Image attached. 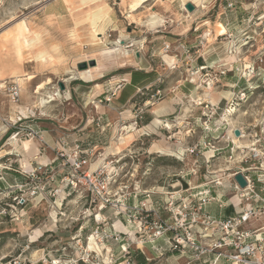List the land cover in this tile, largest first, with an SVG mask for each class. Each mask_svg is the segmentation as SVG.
<instances>
[{
	"label": "rangeland",
	"instance_id": "374dc122",
	"mask_svg": "<svg viewBox=\"0 0 264 264\" xmlns=\"http://www.w3.org/2000/svg\"><path fill=\"white\" fill-rule=\"evenodd\" d=\"M0 81V264H212L206 208L264 199V0H0Z\"/></svg>",
	"mask_w": 264,
	"mask_h": 264
},
{
	"label": "built area",
	"instance_id": "2783aa9c",
	"mask_svg": "<svg viewBox=\"0 0 264 264\" xmlns=\"http://www.w3.org/2000/svg\"><path fill=\"white\" fill-rule=\"evenodd\" d=\"M11 97L12 101L16 102L20 97L19 90L13 89ZM113 97H115V92L111 97H105V101L110 103ZM262 157H264V153L256 154V158ZM241 173L248 183V186L244 190L252 189L253 183L250 177L244 172ZM237 174L239 172L235 173L233 177ZM89 178L92 183L93 178ZM219 185L222 186V184ZM231 188L236 192L242 191V188L237 183H234ZM251 192L253 193V190ZM255 196L256 205L254 207L242 208L234 217L217 219L208 214L202 216L206 221L207 227L188 238V243L191 245L192 250L197 253L199 259L204 257L211 258L212 264H220L223 260L230 264H264V232H261L264 229H257L255 231L244 230L245 226L252 219L264 213V199L260 198L259 195ZM257 203H260V206ZM207 204L208 200L203 199L199 210H203ZM220 207H222L221 203ZM236 207L238 208L237 205H234V208ZM204 240H208L212 244L206 246ZM251 240L254 241L252 242ZM259 253L261 254L260 257H258ZM189 264L193 263L189 262Z\"/></svg>",
	"mask_w": 264,
	"mask_h": 264
},
{
	"label": "bare ground",
	"instance_id": "6f19581e",
	"mask_svg": "<svg viewBox=\"0 0 264 264\" xmlns=\"http://www.w3.org/2000/svg\"><path fill=\"white\" fill-rule=\"evenodd\" d=\"M99 0H81V2L84 4V5H87V4H90L91 2H94V3H97ZM145 2V1H144ZM135 6V5H134ZM96 8V7H95ZM97 9V8H96ZM106 9H105V7H102V8H98L96 11H94L93 13H91V14H89L88 15V19L90 20L89 22H91V26H92V33H93V37L94 38H98V36L101 34L100 33V31H101V27H100V22L102 21V19H103V17H104V15H105V11ZM22 24V23H21ZM24 24V23H23ZM22 24V25H23ZM25 25V24H24ZM24 27V26H23ZM223 31H225V29L223 30ZM26 30L24 29V28H18V30H16V31H14L13 33H11L10 34V36H9V39H11L13 42H14V44L16 45V47H17V51L19 52L20 51V49H21V47H22V45H24V43H26L27 45H30L29 43H30V41L27 39V34H26ZM30 32V31H29ZM223 33V32H222ZM92 37V38H93ZM99 40H101L100 38H99ZM102 41V40H101ZM34 43V42H33ZM32 46V45H31ZM123 46V45H122ZM22 52V51H21ZM113 53H114V51H112ZM20 53V52H19ZM46 54V53H45ZM38 55H40V58H43L44 57V54L43 53H41V54H38ZM39 57V56H38ZM170 57H166V61L168 62V63H170V59H169ZM37 59V58H36ZM39 59V58H38ZM40 60V59H39ZM90 68H92V67H90ZM89 69V68H88ZM85 73H83V74H85V75H83V76H85V78H91V76H92V72H91V70H87V71H84ZM13 73H15V72H13ZM12 73V74H13ZM17 77V76H16ZM1 82V81H0ZM44 88V86H40L39 87V90H42ZM47 89V88H46ZM44 91V90H43ZM49 95V94H48ZM57 96H59V97H61V92H59V94H57ZM53 97L54 96H51L50 98H52V100H54L53 99ZM161 126V125H160ZM169 127V126H168ZM128 129H133V127L132 128H128ZM244 138H246V136H245V134L242 132V135H241V137L240 138H236V141H237V145H238V147L237 148H244L242 145H240L241 144V141L240 140H242V139H244ZM92 246V245H91ZM261 256V254L259 253L258 254V257H260Z\"/></svg>",
	"mask_w": 264,
	"mask_h": 264
},
{
	"label": "crops",
	"instance_id": "0c3cea01",
	"mask_svg": "<svg viewBox=\"0 0 264 264\" xmlns=\"http://www.w3.org/2000/svg\"><path fill=\"white\" fill-rule=\"evenodd\" d=\"M219 25L222 26V27H224V25L221 24V23ZM91 72H92V70H91ZM69 79H71V77ZM51 80H52L51 78H48V79H46V82H45L42 79L36 78L35 76L33 77V82L35 84V87L38 88V89H39L40 86H44L45 84L47 85L48 83H50ZM94 80H95V75H94V72H92V76H91L90 80H88V81L91 82V81H94ZM100 86L103 87V88L106 87L105 84H102ZM135 93L136 92H134L133 94L129 95V97H127L125 99L123 98L124 94H120L116 98V100L119 101L118 106H120V107L122 106L123 107L124 105H126L127 103H129L132 100V98L135 95ZM146 127H144V128H146ZM40 154H42V153H40ZM42 156H45V154H42L41 156H39L40 157L39 158V161L43 160V157ZM200 186H203V185H199V187ZM171 187H174V184H171ZM217 192H218V190H212V193L213 194H217ZM220 202L221 201L219 200V202H217V204H215V205L211 204L209 207L206 208V212L211 217H213V218L234 217L237 213H239L242 210V208L237 209V208H233V206H226L225 208H220ZM221 203H222L221 205H223V207H224L225 203L223 201ZM147 250H148L149 253H152L153 255L155 254L152 251V249H150V246L147 247ZM38 253H39V251H38ZM38 253H36V255H38ZM143 254L145 255L144 252H143ZM148 259L149 258L146 257V260H148ZM125 263H126L125 261H122L121 260V262H119L117 264H125ZM40 264H42V263H40Z\"/></svg>",
	"mask_w": 264,
	"mask_h": 264
},
{
	"label": "water",
	"instance_id": "95a60500",
	"mask_svg": "<svg viewBox=\"0 0 264 264\" xmlns=\"http://www.w3.org/2000/svg\"><path fill=\"white\" fill-rule=\"evenodd\" d=\"M188 9L190 11L193 10V7L191 5L188 6ZM97 65V62L95 60H91L89 61L88 63L87 62H84V63H81L78 65V69L80 71H84V70H87L89 67H95ZM60 88L61 90H65V86H64V83L63 82H60ZM234 135L236 138H240L241 137V132L240 130H235L234 131ZM235 181L237 182V184L242 188V189H245L247 186H248V183L244 177L243 174L239 173L235 176Z\"/></svg>",
	"mask_w": 264,
	"mask_h": 264
},
{
	"label": "trees",
	"instance_id": "16d2710c",
	"mask_svg": "<svg viewBox=\"0 0 264 264\" xmlns=\"http://www.w3.org/2000/svg\"><path fill=\"white\" fill-rule=\"evenodd\" d=\"M148 100V99H147ZM147 100H145V101H147ZM145 261V260H144ZM146 262V261H145ZM146 264H147V262H146Z\"/></svg>",
	"mask_w": 264,
	"mask_h": 264
}]
</instances>
